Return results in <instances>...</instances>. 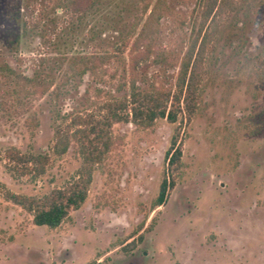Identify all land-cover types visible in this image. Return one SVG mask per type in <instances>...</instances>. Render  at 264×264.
Listing matches in <instances>:
<instances>
[{
	"label": "rangeland",
	"instance_id": "1",
	"mask_svg": "<svg viewBox=\"0 0 264 264\" xmlns=\"http://www.w3.org/2000/svg\"><path fill=\"white\" fill-rule=\"evenodd\" d=\"M210 1L91 0L75 11L70 0H0V189L29 197L77 177L79 144L55 154L57 131L100 120L132 79L173 90L205 36L194 113L113 123L85 200L58 226L35 225L0 193V264H264V0H224L207 16ZM141 31L138 50L150 51L135 73ZM173 136L180 164L156 205ZM11 149L47 154L44 172L19 176Z\"/></svg>",
	"mask_w": 264,
	"mask_h": 264
},
{
	"label": "trees",
	"instance_id": "2",
	"mask_svg": "<svg viewBox=\"0 0 264 264\" xmlns=\"http://www.w3.org/2000/svg\"><path fill=\"white\" fill-rule=\"evenodd\" d=\"M90 2L91 0H70V8L75 11L81 10L83 7L80 5H89ZM223 3L224 0H211L207 16L214 9L215 12H218ZM143 39L144 35L141 31L132 41L130 48V51H137L130 62V71L135 73H143L147 68L146 59L149 57L150 48L138 50ZM198 39V37L194 39L186 51L173 90L156 88L140 90L135 80L132 79L127 96L108 101L100 107L103 112V117L100 120H93L92 116H89L87 120L78 119L72 125L80 126L82 122L85 129L76 127L71 133L69 129L55 133V143L52 146L55 154H63L72 139L79 144L82 164L77 171V177L71 183L62 188L52 189L48 194L38 198L15 194L8 190L2 192L1 189L0 193L7 200L29 212L35 225H45L50 228L58 226L63 219L67 218L71 209L79 208L85 200L92 178L93 166L102 161L110 147L109 129L113 123L131 122L135 125L148 127L158 118L174 122L178 113L184 112L187 119L194 113L198 101L200 76L203 72L205 36L199 43ZM123 45L125 46V43ZM105 59L104 55L96 57L99 63ZM8 156L13 164V170L19 176L42 174L48 161L45 153H21L14 149L8 151ZM180 157L181 148L177 144L176 136H173L170 146L165 152L169 174H164L160 182L155 200L156 205H161L164 202L167 189L173 184L172 172L178 168ZM87 264L101 263L93 261Z\"/></svg>",
	"mask_w": 264,
	"mask_h": 264
}]
</instances>
